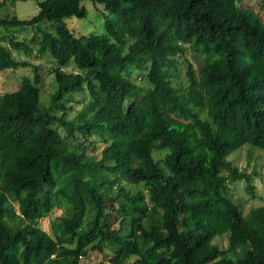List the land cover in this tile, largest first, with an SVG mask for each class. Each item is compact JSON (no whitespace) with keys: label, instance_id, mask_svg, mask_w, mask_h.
I'll return each instance as SVG.
<instances>
[{"label":"trees","instance_id":"1","mask_svg":"<svg viewBox=\"0 0 264 264\" xmlns=\"http://www.w3.org/2000/svg\"><path fill=\"white\" fill-rule=\"evenodd\" d=\"M35 1L31 17H0V71H30L0 91V264H86L89 250L108 251L98 264H264V204L244 214L228 194L238 180L254 191L228 155L264 149V20L251 0ZM84 1L108 13L104 33L68 26ZM45 55L47 104L30 60ZM54 208L49 234L39 220Z\"/></svg>","mask_w":264,"mask_h":264},{"label":"rangeland","instance_id":"2","mask_svg":"<svg viewBox=\"0 0 264 264\" xmlns=\"http://www.w3.org/2000/svg\"><path fill=\"white\" fill-rule=\"evenodd\" d=\"M84 5L87 10V15L85 18H77L71 17L67 19V24L75 31V35L80 34H89V33H104V20L105 15L108 13L102 8L100 4L94 5L90 1H84ZM244 6H251L256 12H259L260 16L264 20V8H261L258 0H251L244 3ZM37 4L35 0H0V17L5 16H17L19 18H28L37 12ZM41 26H47L49 23L42 22ZM19 29V28H18ZM48 29V28H47ZM16 28H10L9 33L16 34L18 38H29L33 30L30 28H25L22 31H15ZM125 29L122 32L124 33ZM6 29L0 26V36L6 33ZM13 54L16 56H22L23 54L17 53L13 51ZM188 58L193 61L196 70H198L199 65L202 62V59L194 60L192 57V53L190 52ZM33 62H39L43 64L41 74L43 76V83L40 85L41 90V99L42 103L47 104L49 100V95L56 88L53 75L48 73L49 68H51V58L45 55L43 58H33L30 59ZM63 69L67 71H77L75 67L70 64ZM29 68L20 67L16 70L5 69L0 71V91H11L17 89L20 84V79L22 76L27 75L29 73ZM135 74V73H134ZM184 68L181 66L180 69V78H183ZM137 83L141 85H145L138 77L134 79ZM78 100L86 101L88 99L87 92H83L81 94L76 95ZM82 105L81 102L76 103L73 102V108L79 109ZM75 110L71 111V115ZM97 148L95 153L98 157L100 155V150L102 149V144L99 142L97 136H94ZM247 148H252L253 154L251 158H247ZM91 153V151H88ZM156 158H159L161 155L159 153L154 154ZM228 160L232 162L234 166H236L239 170H246L247 173L252 177L251 183L254 186L253 193H248L246 191V183L244 180H238L233 183H230L228 186V194L233 199L239 201L241 203L243 213L247 214L249 209L254 206L263 205L264 204V149H260L257 147H251L248 144H243L237 150L231 152L228 155ZM126 187H129L130 184L124 182ZM61 214V210L59 208H54L52 212L39 220V224L42 229L46 230L49 234L53 233V228L51 227V221L56 218V216ZM149 215L153 218L161 219V215L151 210ZM216 243L220 245L223 249H228V238L227 236H223L222 238H217ZM230 254V253H229ZM235 255H239L238 252H235ZM109 256L108 251L106 253H99L89 250L88 256L84 259L86 264H98L101 260L107 259Z\"/></svg>","mask_w":264,"mask_h":264}]
</instances>
